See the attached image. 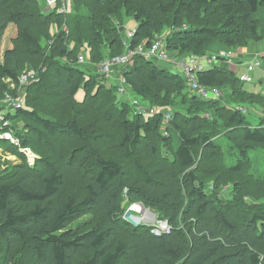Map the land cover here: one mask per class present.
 Wrapping results in <instances>:
<instances>
[{
    "label": "trees",
    "instance_id": "trees-1",
    "mask_svg": "<svg viewBox=\"0 0 264 264\" xmlns=\"http://www.w3.org/2000/svg\"><path fill=\"white\" fill-rule=\"evenodd\" d=\"M72 6L66 16H46L38 0H0V44L11 22L20 28L0 62V110L22 74L34 69L40 78L28 86L26 105L3 113L10 124L0 121V146L20 158L7 172L0 165V264H264V172L251 171V151L264 150V93L246 88L226 63L197 74L201 85L227 88L231 102L259 106L261 121L253 126L241 110L194 94L177 65L136 55L124 71L130 92L163 108L187 105L164 135V113H135L117 86L77 64L82 47L92 63L123 53L115 19L124 12L137 21L132 49L143 41L150 46L169 28L167 49L182 57L264 41V0H73ZM64 22L68 33H47L43 43L37 30ZM5 132L42 156L36 165L1 138ZM139 201L171 223L169 233L156 235L123 218V208ZM85 215L91 220L74 227Z\"/></svg>",
    "mask_w": 264,
    "mask_h": 264
},
{
    "label": "rangeland",
    "instance_id": "rangeland-1",
    "mask_svg": "<svg viewBox=\"0 0 264 264\" xmlns=\"http://www.w3.org/2000/svg\"><path fill=\"white\" fill-rule=\"evenodd\" d=\"M38 1L40 3V7H41L42 14L48 16L47 14L50 11L47 10L45 2L42 1V0H38ZM3 2L4 3H7L8 0H3ZM125 15L126 14L124 12V15H123L122 18H120V19L116 18L115 19V27L118 30L120 39L122 37V40H123V43H124V46H125L123 53H121L122 55L126 54L127 49H128L129 46H130L129 48H131L130 39L134 36L135 30H136V27H137V26L135 27V24H137V21L134 20L133 18H130V19L125 18ZM64 16H66V15H64ZM49 28H50V26H46L45 29L44 28H40V29L37 30V31H40L41 32L40 33V36H42V40L44 41L43 43H45V44H47V42L49 43V40H50V39H46V37H45V35L47 33H49V35H50L51 38H54L56 36V34H58V32H60L62 30H65L67 33L69 31V28L67 27L66 22H64L61 26L58 25V24H52L51 25V28L50 29ZM184 28L185 29L187 28V24H186V26ZM19 29L20 28H18V25L16 23L11 22L9 24V28L7 29V31L3 35L2 41H1V44H0L1 45L0 46V62L4 58V52H5V50L6 49L8 50L9 48H11L12 47V44H13V39H16L18 37ZM43 29H44V31H43ZM169 29H166V30H164V31H162L160 33L159 40L162 37L164 38V36H163L164 33H166ZM51 42H52V39H51ZM254 46H256L257 50H255V51L251 50L250 51V48L251 47H254ZM82 49H84V50L80 53V55L77 58V64H79L78 67L81 68V69H83V70H85V71H89V69H87V67H90V70L91 71L97 73V71L99 70V68H97L98 63H92L90 61V59H89L90 57H89V55H87L88 49H86V47H82ZM159 49H160V51H165L166 56H168V53L169 54H172L171 52L165 50V42H164V40H163L162 44L160 45V48ZM216 49H217V51L215 52V48L212 47L208 53L209 54H212L213 52H215L216 54L219 55V53L221 51L231 52L232 54L238 52L239 55H240V57L243 58V57L246 56V60H250V61L251 60H256L257 57H258L259 60H261L262 62H264V56H262L260 58V54L261 53L264 54V41H261V42H253L251 44L249 43L248 46H242V47H238V48L235 47V48H232V49L231 48H227L226 46H219V48H216ZM82 56H84V59L82 58ZM249 57H251V58L248 59ZM157 60H158L157 58H154V61L153 62H156ZM162 60H167V57L165 58V56H163L162 57ZM182 61L183 60H181V58H179V63L177 65V67H176V69L180 70L179 72L181 74H182V72H184V63ZM122 63L123 62L121 61L120 63L115 64L116 66H114L113 67V70L109 73V76L111 77V81L113 83L117 84L119 87H123L125 89V94L124 95L120 94L117 91L118 92V98L120 100L129 99L131 102H133L134 98L139 99L141 101L140 103L142 105V108H137L136 107L135 108V112H137V113L140 114V111H143V112H141V114H143V116L145 118H149V117H151V116H153V115H155L157 113H167V112H170L171 115H172L171 120H169V121H163L162 128H161V130H162V132H163L164 135H169L168 134V128H169V126H171L172 120L175 117L176 112L177 111H181V112L186 111V106L187 105L185 103H183V105H180L179 106L176 103V101H174L173 102L174 104L169 105L167 108H163V107L158 106V105H156V104H154L152 102L151 103L150 102H143L142 103L143 100L141 99V97H137L133 92H130L131 90L126 87L125 82H122V80L120 79V75H119L118 70L122 67ZM204 66L206 68H209L210 67V64L205 63ZM244 67L245 66H242V64H239V68H238L237 72H235V75L239 79V81L242 84H244V86L246 88H248L249 90H253V91L257 92L259 90H255V89H261L263 91V93H264V84H263L264 83V66L258 67L256 69L255 73H251L252 74V81L251 82L243 81V80L240 79V74L245 73L246 70H247ZM241 69L244 72L238 73ZM45 70H46V67L43 69V71H45ZM26 74H28L27 75L28 76L27 81L21 83L20 87H18L17 90L15 89L16 91L13 90L14 88L11 85L9 86L10 87V90L7 91V92L10 93V94H12V95H14L16 97L15 99L19 98L21 100H24L25 94L28 93V89H29L28 86L31 83L38 82L40 80L38 70L30 69L29 71L26 72ZM182 75H184V74H182ZM259 80H260V82H258ZM103 83L107 87H109L108 84L105 82V79L103 80ZM187 85H188V83H187ZM188 88H189V86H188ZM161 89H162V86H160V84H159L156 87V90L157 91H160ZM226 89L227 88H221V87H219V91H220L219 94L217 96L211 95L210 97H212V98L218 97L217 99H214V100L215 101L218 100L222 104H226V105H236V103L231 102V98L229 97L230 92L229 91H226ZM194 94H195V92H194ZM197 95H198L199 98H205L204 96H201L199 94H197ZM81 96H82V92L79 93L78 97L80 98ZM56 97L57 96L54 97L55 100H57ZM210 97H208V98H210ZM25 100H26V98H25ZM206 101H208V100H206ZM24 103L26 105V102L23 101V105H24ZM2 105H5V104L3 103ZM246 106H247V109H248L247 110V113H246L247 120L253 126H257L260 123V121H261V115H262L261 114V111H262L261 108L259 106H257V105L252 106V105L246 104ZM1 107H3L1 110H5V112H7V110L9 108H11L12 106L11 105L10 106L9 105H5V106H1ZM193 109H195V107ZM200 112H203V111L196 110L194 112V114H197V113H200ZM202 114L203 113H201L200 115H202ZM22 122L23 121L20 120V121H18V123H16V128H20L19 129L20 131H22V128H23V123ZM116 133L117 132L114 131L113 134H112V137H114ZM93 134H94L95 137L96 136L97 137L99 136L97 132H95ZM13 135H14L15 140H16V143L15 144L20 146V143H21L20 138L18 136H16L14 133H13ZM99 139L101 141H103V142L109 141V137H105V136H103V138L101 137ZM60 140L66 141V139L63 138V137H61ZM8 141L14 143L10 139H8ZM19 152L22 153L23 155L25 154V156L27 157V162L31 166L36 165V163H37L36 161H39V159L42 158V156L39 153H37L31 146H26V147H23V145L20 146L19 147ZM251 157L253 158V161H254V165L251 168V171L253 173H256V172L263 173L264 172V150H252L251 151ZM18 162H20V158H19L18 154L14 153V152H11V151H7L4 148V146H0V165L2 166V168H1L2 169L1 171L2 172L9 171V169H10L9 166H11L12 164H16ZM212 187H214L213 186V182L210 183V188L209 189H212ZM229 187H231V186L230 185H226L224 190H227ZM227 193H228V191H227ZM138 204L141 207L144 205L145 208H148V206L143 201H139ZM148 210H151L152 212H154L151 208H149ZM154 213H155V215H157V217L159 219H162V218H160L158 216V213L157 212H154ZM137 215L138 214H136V216ZM90 220H91V216H89V215L82 216L81 218H79L78 220H76L73 223V226L74 227H77V226L80 225V222H82V221H90ZM128 263H130V261H128ZM132 264H138V260H135L134 259L133 262H132ZM141 264H143V262H141Z\"/></svg>",
    "mask_w": 264,
    "mask_h": 264
},
{
    "label": "built area",
    "instance_id": "built-area-1",
    "mask_svg": "<svg viewBox=\"0 0 264 264\" xmlns=\"http://www.w3.org/2000/svg\"><path fill=\"white\" fill-rule=\"evenodd\" d=\"M46 4V8L48 11H56L57 13H60L62 15H67L72 12L73 10V0H43ZM186 26V25H185ZM183 26V29H185ZM172 31V29H169L166 33H164V38L162 37L160 40V34L155 35L154 42L147 46L146 41H143L140 46H138L135 49L129 48L127 49L126 54L117 55L114 57H105L102 61L98 63L97 68H99L98 73L104 77H106V81L108 82V86H117V91L124 95L125 89L123 87H119L117 84L113 83L111 81V77L109 76V73L113 70V67L116 66L115 64L122 63V67L118 70L120 79L122 82H125L126 87L128 88L125 78H124V71L128 69L135 61L134 57L136 55L144 56L145 58H148L150 60H154V58H157V63H165L166 65H178L179 58L183 60L184 63V74L185 79L187 80V83L190 87V89L195 92V94H199L201 96H204V99H217L218 97L212 98L211 95L217 96L219 94V88L218 87H207L204 85H201L198 82L197 74L201 70H206L207 68L204 66L205 63L210 64V67H213L215 65H222L223 63H227L229 66H232L236 53L232 54L231 52L221 51L218 54H204V55H194L189 54L186 56H178L176 54H169L166 56L165 51H160V45L162 44L163 40L165 42V50L167 49V36ZM158 42V43H157ZM157 43V44H156ZM85 56V55H84ZM84 56L82 58L84 59ZM167 57V60H162V57ZM264 56V54H260V58ZM82 59V60H83ZM120 65V64H119ZM264 66V62L259 60L258 58L256 60H251L248 63H246V72L240 74V79L243 81L251 82L252 81V74L256 71L258 67ZM28 74H22L19 78L21 83L27 81ZM9 81V80H8ZM12 83V81H9ZM13 88L14 85L10 84ZM198 96V95H197ZM24 97V96H23ZM210 97V98H208ZM16 97L13 96L10 93H6V97L2 100V102L5 105H11L15 108L22 107V100L21 99H15ZM132 104L137 108H142V105L140 103V100L137 98H134ZM235 108L241 110L243 113L247 112V108L245 106L237 105ZM143 112V111H140ZM5 114L3 112H0V121H4V126H8L10 124V121L5 120ZM172 115L170 112H167L164 114V121L171 120ZM1 138L10 139L14 143H16L15 137L12 132H5L1 135ZM133 203L130 204L127 208H125L122 211L123 218L128 221L129 223L133 225H139V224H147L151 227V231L156 235H161L163 233H169L172 225L168 220L165 219H159L157 215H155L154 212L151 210H148L144 207V205L141 207L139 204ZM136 214H138L136 216ZM165 220V221H164Z\"/></svg>",
    "mask_w": 264,
    "mask_h": 264
},
{
    "label": "crops",
    "instance_id": "crops-1",
    "mask_svg": "<svg viewBox=\"0 0 264 264\" xmlns=\"http://www.w3.org/2000/svg\"><path fill=\"white\" fill-rule=\"evenodd\" d=\"M137 26V24H135V27ZM213 48H215V52L217 51V49L216 48H219V47H215V46H213ZM251 50H253V51H255V50H257V48H256V46H254V47H251L250 48V51ZM215 52H213V53H215ZM212 53V54H213ZM261 54H263V53H261ZM252 57V56H251ZM251 57H249L248 59H250ZM258 58V57H257ZM235 59V62L233 63V65L231 66V67H229V69L231 70V71H234V70H236V72H237V70H238V68H239V64H242V66H245L244 68H246V63L248 62V61H250V60H246V56L245 57H240V55H239V53L237 52V54H236V57L234 58ZM238 63V64H237ZM223 65H224V63H223ZM222 65V66H223ZM238 65V66H237ZM240 72H244L242 69L238 72V73H240ZM260 78V77H259ZM258 82H260V80L258 81ZM264 84V83H263ZM255 89V88H254ZM255 90H259V91H262L261 89H255ZM259 91H257V92H259ZM263 92V91H262ZM8 110H10V108L8 109ZM7 110V111H8ZM5 112V110H1L0 112ZM3 112V113H4Z\"/></svg>",
    "mask_w": 264,
    "mask_h": 264
},
{
    "label": "clouds",
    "instance_id": "clouds-1",
    "mask_svg": "<svg viewBox=\"0 0 264 264\" xmlns=\"http://www.w3.org/2000/svg\"><path fill=\"white\" fill-rule=\"evenodd\" d=\"M43 1V0H42ZM213 54H216V53H213ZM179 56V55H178ZM249 62V61H248ZM227 64V63H226ZM228 65V64H227ZM228 67H231V66H229L228 65ZM234 72H236V70H234ZM97 73H98V71H97ZM255 73V72H254ZM99 74V73H98ZM184 76V75H183ZM189 86V85H188ZM189 89H190V87H189ZM191 90V89H190ZM192 91V90H191ZM194 93V92H193ZM202 99H204V98H202ZM204 100H207V99H204ZM209 100H214V99H209ZM141 102V101H140ZM237 105H239V104H236V105H229L230 107H235V106H237ZM241 106H245L246 108H247V106H246V104H241ZM136 108V107H135ZM237 109V108H236ZM248 110V109H247ZM135 113H137V112H135ZM247 113V112H246ZM245 113V114H246ZM140 114H141V112H140ZM165 114V113H164ZM164 114H163V121H164ZM143 115V114H142ZM163 124V123H162ZM131 204H133V203H131ZM130 205V204H129ZM128 205V206H129ZM127 206V207H128ZM126 207V208H127ZM125 208H123V210H124ZM147 209H149V207L147 208ZM128 222V221H127ZM131 224V223H130ZM133 225V224H132ZM141 225V224H140ZM149 226V225H148ZM150 227V226H149ZM151 228V227H150Z\"/></svg>",
    "mask_w": 264,
    "mask_h": 264
}]
</instances>
